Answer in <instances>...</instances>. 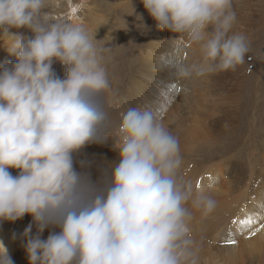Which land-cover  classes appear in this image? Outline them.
<instances>
[{"label": "clouds", "instance_id": "obj_1", "mask_svg": "<svg viewBox=\"0 0 264 264\" xmlns=\"http://www.w3.org/2000/svg\"><path fill=\"white\" fill-rule=\"evenodd\" d=\"M50 2L0 0V41L16 58L0 64V220L31 215L23 232L28 264H199L186 205L206 216L216 201L202 189L194 194L180 176L178 139L152 107H129L112 128L104 50L82 25L54 19ZM142 3L159 29L199 45L200 63L171 65L177 78L244 62L249 43L232 31L233 0ZM182 46L180 39L177 53ZM54 61L64 66L63 78ZM108 137L119 162L100 186L76 171L74 154ZM49 226L59 231L41 239ZM0 264H13L2 241Z\"/></svg>", "mask_w": 264, "mask_h": 264}, {"label": "rangeland", "instance_id": "obj_2", "mask_svg": "<svg viewBox=\"0 0 264 264\" xmlns=\"http://www.w3.org/2000/svg\"><path fill=\"white\" fill-rule=\"evenodd\" d=\"M249 2L250 7L246 5V0H233L236 22L239 21L240 25L236 27L234 24L232 31L244 34L249 43V51L244 62L234 70L220 71L200 77L179 79L173 74L176 90L168 91L171 94L167 97L168 101L163 109L161 105L155 109L157 112L158 109L161 110L158 114L163 123L178 139L182 157L180 176L192 186L194 194L202 189L216 201L215 209L206 216L192 208L191 201L186 205L192 212L189 227L195 246L199 249V264H231L222 252L220 253L219 245H217L219 243L213 235L225 229L223 221L226 215L229 217L232 209L242 207L244 204H253L249 198L241 200L240 193L244 191L245 181L252 172V164L258 166V160L264 158L262 154L264 153V0H249ZM49 12L54 19L82 25L89 35L95 36L94 42L104 50L110 90L103 94V101L109 113L111 126L115 130L121 113L129 107H138V95L146 96L143 92H139L144 83L142 79L144 74L139 72V68L141 63L146 61L141 60V55L145 57L149 52L147 43L153 40L150 34L157 30L156 21L144 8L142 0H51ZM89 20H94L95 23L90 24ZM13 29L15 33L32 36L30 30L26 28ZM182 39L183 51L179 59L182 58L186 64L200 63L202 54L199 45L191 44L186 37ZM176 42L172 48L166 41H163L157 55L161 66L167 69L169 65L175 64L173 60L178 57ZM165 46L168 50L163 51L162 48ZM1 57H4L3 54ZM15 59L13 56L9 60L14 62ZM52 68L57 76L64 77L65 68L60 62L54 61ZM217 77H222L224 81L221 83L219 81L218 87L230 79L232 81L224 89H214L210 92L206 90L208 80ZM183 81L185 84L181 87L179 84L183 85ZM151 87L155 86H150V91H152ZM158 87L153 89L152 94L160 88L166 90L163 84ZM134 91H137L135 96ZM145 91L147 90H144V93ZM181 94L190 95V99L187 102L177 101ZM228 94L229 97L226 99L230 98V101L218 104L217 100L219 101L220 97ZM214 96L216 101H214ZM146 100L148 102V99ZM198 102L200 105L196 109L194 105ZM181 103L185 106L187 118L183 119V124H180L177 130H174L170 127L171 120L166 118L165 114L170 112L175 105L179 108L183 107ZM221 106H230L229 118L225 119L228 124L218 126L215 136L208 138L209 131L206 127L212 122L210 119L217 115L212 108L221 110ZM199 109H202L204 113L213 110L211 113L215 115H210L204 120L202 118L204 113H201ZM113 136H118V132L114 131ZM104 141H106V154L104 155L100 150L97 154L91 155V151ZM113 144V138L108 137L102 142L84 146L74 154L76 171L88 173L93 182L103 186L112 167L119 162L118 149H115ZM81 161L84 162L83 167ZM208 167L210 168L207 169ZM9 171L16 175L19 169L10 168ZM245 175H247L246 178ZM210 177V184L202 182V180L208 181ZM198 184L199 187H197ZM255 190L253 189L252 192ZM250 197L254 198V194H250ZM256 205L259 208L258 213L244 216L251 222L243 223L241 225L243 231L239 234V229H237L238 236L234 233L230 235L236 241L234 245H231L234 259L238 249L243 251L242 238L246 235L253 233L256 229H262L261 234L264 240V204L257 202ZM259 211L263 215L259 214ZM233 221L231 220L232 223ZM201 222L205 223L206 230L201 231L202 234L198 231L195 237L193 227ZM251 225L252 228H250ZM230 227H232L231 224ZM45 230L58 232L59 228L49 226ZM228 231H231L230 228ZM252 237L254 236L250 235V238ZM238 240H241V244H238ZM255 252L256 250H248V254H244L246 259H252L250 264L257 263L258 253ZM253 253L256 255H252Z\"/></svg>", "mask_w": 264, "mask_h": 264}, {"label": "bare ground", "instance_id": "obj_3", "mask_svg": "<svg viewBox=\"0 0 264 264\" xmlns=\"http://www.w3.org/2000/svg\"><path fill=\"white\" fill-rule=\"evenodd\" d=\"M246 5L248 7H250L249 0H246ZM89 23L94 24L95 22H94V20H89ZM234 24L236 25V27L238 25H240L239 21L234 23ZM156 29L157 30H155L154 32H152L150 34V35H152L153 40L147 43L148 44V50L147 51H149V52L146 53L147 55L145 57H143L141 55V60H146V61L144 63H141L140 68H139V72L144 74L143 78H142L144 80V83L142 84V88L139 92L140 93L143 92V94H145L146 96L144 97V95H142V94L138 95V101H137L138 106H149V107L151 106L154 110L156 109V107H159L160 105L162 106L161 109H163L165 107L164 104L167 103V101H168L167 97L169 96V94H171L168 91L173 92V91H171V89H169V85H173V84L175 85V83L173 81L174 72L171 68V65H169L168 69L165 66H161V62H160L159 58L157 57L159 49L162 47L163 41H166L168 46H171L173 48V46L175 45L176 39L178 41L180 39H182V38H180L181 37L180 34L172 33L168 30L159 29L157 26H156ZM10 31L13 32L14 29H10ZM172 38H175V42H174V39H172ZM159 42H160V44H159ZM162 50L166 51V50H168V47L165 46L162 48ZM0 51H1L0 52V64H4L6 62H11V60H9V59H12L13 55H10L8 53L6 47L3 44V41H0ZM2 54L4 57H1ZM180 56H181V53L178 54V57L175 58L173 60V62L176 63L178 61V59L180 58ZM164 61H166V59H164ZM142 68H143V70H142ZM219 81H220V83L224 82L222 77L210 78L208 80V82L206 83L205 89L208 90L209 92L213 91L214 89L215 90L224 89L225 87L228 86V83L230 81H232V79L228 80L223 85L220 84L218 87L217 84ZM160 84H163L165 86V88L167 89V96L166 97H165V95H162V93H164L165 90L161 89V88L157 89L156 90L157 92L152 94L153 89L160 86ZM184 84H185V81H183V85H181V84H179V85L181 87H183ZM150 86H155L154 88L151 87L152 91H150V89H149ZM228 89H230V88H228ZM144 90H147V91H145V93H144ZM136 92L137 91L133 92L134 96H135ZM183 92L187 93V91H183ZM227 97H229V94L226 95L225 97H220L219 101L217 100L218 104H220L221 102H224V101H230V98L226 99ZM146 99H148V102ZM189 99H190V95L187 94L184 96L181 94L179 96V98H177V101L184 100L187 102ZM214 101H216L215 96H214ZM147 103H152V104H147ZM181 105L183 107H180V108L177 105H175V107L170 112H168V113L166 112V114H165V117L168 118L169 120H171V123L169 122L170 127H173L174 130H177V128L180 126V124H183V119L187 118L186 117V111L184 110L185 106L182 103H181ZM199 105H200L199 102L195 103L194 107L196 109H198ZM229 108H230V106H225V107L221 106V108H220L221 110L212 108L217 115L210 119V121H212V122L209 123L208 126L206 127L207 128L206 130L209 131L208 138H212L213 136H215V131L218 128V126H225L228 124L227 121H225V119L229 118ZM175 110H177V112ZM199 110L201 113H204V111L202 112V109H199ZM213 110H210V111L208 110L207 113H204L202 118H204V120H205L206 117H209L210 115H215L214 113H211ZM159 111H161V110L158 109V112ZM105 143H106V141H104L98 147L94 148L90 154L95 155V154H97L98 151L101 150L103 152V154L105 155L106 154ZM262 154H264V153H262ZM258 161H259L258 166H256V164H252L253 165V166H251V168L253 167L252 172H250L248 178L245 181L247 185L245 184L244 191L240 193V199L241 200H244L245 198H249L253 204H250V205L244 204L242 207H239V208L236 207V208L232 209V213L229 215V217H227V215L225 214L226 217H225V221H223V226H225V229H227L226 232L223 233V231L225 229H222L219 233L217 232L213 235V238H215L217 243H219L217 245H219L218 249H219L220 253L222 252L223 256L227 260H229L231 262V264H250L252 259H250V258L246 259L244 257V254H248V250H250V251L256 250L258 255H256L257 254L256 252H255L256 254L255 253L252 254V255L255 254L257 256V258H256L257 263L256 264H264V240H263V234H261L262 229H258V230L256 229V231H253L254 234H252V235L254 237H252V238H250V234L246 235L245 237L242 238V240H243V251H240L239 249L237 250L236 256H235L236 260L233 258V250L231 248V245L226 243V240L231 238L230 235H232L233 233L237 235V231H238L237 229H239L238 234L243 231V229L241 228V225L243 223H240V222L232 223L231 220H236V221L248 220V218L244 217V216H246V215L251 216L253 213H258L259 208H258V205H256L257 202H260V204L261 203L264 204V158L263 159L260 158V160H258ZM209 168L210 167H208L207 169H209ZM246 176L247 175H245V178H246ZM210 179H211V177L208 178V181L205 182L202 180V182L206 183V184H210L209 183ZM257 179L259 181H257ZM255 181H257V182H255ZM253 182H255V183H253ZM255 185H256V188H255ZM253 189H256V190L254 192H252ZM246 193H247V195H246ZM250 194H254V198H251ZM261 213L262 212L259 211V214H261ZM262 215H263V213H262ZM30 223H32V217L29 214H25L22 218L17 219L15 221L0 220V241H2L5 245V247L8 249V253H9V255L13 261V264L14 263L15 264H28V259H27V255L25 252V248H24V244L26 243V238L23 236V232H24V229ZM230 224L232 227H230ZM229 228L231 231H228ZM250 228H252V225L250 226ZM193 230H194V236L198 234V231H200V232L205 231L206 230L205 223H203V222L199 223L198 225L193 227ZM45 231L43 232L44 234H42V233L40 234L41 239H46L48 237V235L52 232L49 230H45ZM244 231H247V230H244ZM202 233L203 232H201V234ZM30 234L31 235L36 234V225L34 223L32 224V230H31ZM238 241H239L238 244H241V240H238ZM224 249L226 250V252ZM210 255L211 254H209V256Z\"/></svg>", "mask_w": 264, "mask_h": 264}, {"label": "snow or ice", "instance_id": "obj_4", "mask_svg": "<svg viewBox=\"0 0 264 264\" xmlns=\"http://www.w3.org/2000/svg\"><path fill=\"white\" fill-rule=\"evenodd\" d=\"M169 89L176 90L175 85L174 84L173 85H169ZM162 95H165V97L167 96V89L165 90L164 93H162ZM197 187H199V184L197 185ZM237 222L250 223L251 221H250V219L249 220H245V221H236V220L233 221V223H237ZM252 234H254V233H250V235H252ZM226 243L230 244V245H234L236 243V241L234 239H232V238H229V239L226 240Z\"/></svg>", "mask_w": 264, "mask_h": 264}]
</instances>
